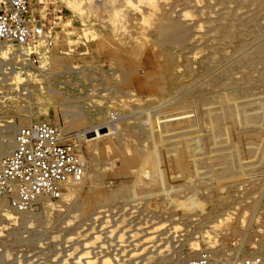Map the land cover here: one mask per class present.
<instances>
[{"label": "rangeland", "instance_id": "rangeland-1", "mask_svg": "<svg viewBox=\"0 0 264 264\" xmlns=\"http://www.w3.org/2000/svg\"><path fill=\"white\" fill-rule=\"evenodd\" d=\"M29 5L36 50L0 42V165L47 121L84 175L24 209L0 198V264H264V0Z\"/></svg>", "mask_w": 264, "mask_h": 264}, {"label": "built area", "instance_id": "built-area-1", "mask_svg": "<svg viewBox=\"0 0 264 264\" xmlns=\"http://www.w3.org/2000/svg\"><path fill=\"white\" fill-rule=\"evenodd\" d=\"M29 0H2L0 42L16 50L35 49L41 28L30 25ZM84 160L60 128L47 121L21 126L15 146L0 165V198L24 209L37 197L60 196L65 184L83 174ZM211 261V260H210ZM208 258L191 264H210Z\"/></svg>", "mask_w": 264, "mask_h": 264}, {"label": "bare ground", "instance_id": "bare-ground-1", "mask_svg": "<svg viewBox=\"0 0 264 264\" xmlns=\"http://www.w3.org/2000/svg\"><path fill=\"white\" fill-rule=\"evenodd\" d=\"M140 1V0H139ZM164 1H166V0H164ZM257 1V0H256ZM157 2V1H156ZM249 2H250V0H249ZM245 3H247V2H245ZM140 4V3H139ZM222 5V4H221ZM133 6V5H132ZM234 6V5H233ZM155 7V6H154ZM223 7H225V6H223ZM153 8V7H152ZM157 8H159V7H157ZM226 8V7H225ZM232 8V7H231ZM156 9V8H155ZM154 9V10H155ZM233 9V8H232ZM244 9V8H243ZM157 10V12H158V9H156ZM221 10V9H220ZM219 10V11H220ZM234 10V9H233ZM224 12V11H223ZM225 12H227V11H225ZM150 13V12H149ZM232 15H233V12H232ZM231 15V16H232ZM150 17V16H149ZM226 17H228V15L226 16ZM230 17V16H229ZM148 18V17H147ZM231 19V18H230ZM150 21V20H149ZM166 21H167V19H166ZM150 23V22H149ZM158 27H157V30L159 31V33L164 37L163 39L164 40H166V39H171V38H173V37H176V33H175V30L173 29L174 27L172 26V25H170V24H165V23H162V22H160L158 25H157ZM232 28V27H231ZM233 29V28H232ZM218 30H219V28H218ZM221 31V30H220ZM221 33V32H220ZM254 33V32H253ZM199 35V34H198ZM235 35H236V33H235ZM253 35V34H252ZM200 36V35H199ZM45 37V36H44ZM142 37V36H141ZM149 37V36H148ZM147 38V37H146ZM148 39V38H147ZM222 39H224V38H222ZM149 40V39H148ZM142 41V40H141ZM159 41V40H158ZM163 41V40H162ZM218 41H221V40H218ZM44 42V41H43ZM119 42V41H118ZM146 42V41H145ZM149 42V41H148ZM176 44V43H175ZM178 44V43H177ZM223 45V44H222ZM179 46V45H178ZM181 46V45H180ZM227 46V45H226ZM239 46V45H238ZM129 47H132L131 45L129 46ZM142 47V46H141ZM150 46L149 45H147V48H149ZM140 48V47H139ZM144 48V47H143ZM147 48H145V49H147ZM156 48V47H155ZM214 48V47H213ZM238 47H236V49H237ZM142 49V48H141ZM144 49V50H145ZM208 49V48H207ZM143 50V49H142ZM11 51V50H10ZM135 51H137V50H135ZM131 52H132V49H131ZM155 52V51H154ZM153 52V53H154ZM200 52V51H199ZM137 53V52H136ZM142 54V53H141ZM140 54V55H141ZM145 54V53H144ZM147 55V54H146ZM153 55V54H152ZM154 56V55H153ZM140 57V56H139ZM139 59V58H138ZM179 59V58H178ZM134 60V59H133ZM145 60V59H144ZM180 60V59H179ZM194 60V59H193ZM133 62V61H132ZM134 63V62H133ZM138 63V62H137ZM253 65V64H252ZM254 65H255V62H254ZM133 66H135V65H133ZM188 68V67H187ZM151 69V68H150ZM155 69V68H154ZM162 69H163V74H164V77H165V79H166V84L165 85H163L161 88H160V90L161 91H163L164 93L167 91L168 92V94H171L172 93V91H170V89H172V88H174V86H175V81H174V75H173V77H171V75H170V72H171V70H175V66H174V63H173V60H172V58L170 59L169 58V62H167V63H163L162 64ZM248 69V68H247ZM156 70V69H155ZM148 71H150V70H148ZM199 72V71H198ZM149 73V72H148ZM161 73V72H160ZM150 74H153V73H150ZM167 74H168V77H166L167 76ZM153 78V77H152ZM158 78V77H157ZM149 79V78H148ZM189 79V78H188ZM193 80H195L194 78H192ZM169 80H170V82H169ZM143 82V81H142ZM191 82H192V80H191ZM239 82V81H238ZM158 83V82H157ZM185 83V82H184ZM261 83V82H260ZM149 85V84H148ZM153 85V84H152ZM162 85V84H161ZM142 86V85H141ZM160 86V85H159ZM143 87V86H142ZM155 87V86H154ZM156 88V87H155ZM149 89H153V88H149ZM176 90H177V87H176ZM169 91L171 92V93H169ZM159 93V92H158ZM167 94V93H166ZM165 95V94H164ZM204 95V94H203ZM255 95V94H254ZM170 96V95H169ZM163 100V99H162ZM172 100V99H171ZM256 103V102H255ZM49 104V103H48ZM192 107V106H191ZM230 107V106H229ZM227 108H228V106H227ZM186 109V108H185ZM184 109V110H185ZM229 109V108H228ZM175 110H178V108L177 109H175ZM194 110V109H193ZM174 111V110H173ZM70 112V111H69ZM179 112V111H178ZM195 112V111H194ZM194 114V113H193ZM190 116H193V115H191V114H189ZM195 115V114H194ZM182 116V115H181ZM195 117V116H194ZM171 118H173V117H171ZM176 118H178V117H176ZM169 119V118H168ZM192 119V118H191ZM195 119V118H194ZM174 120V119H173ZM190 120V119H189ZM259 120V119H258ZM197 121V120H196ZM215 121V120H214ZM170 122V121H169ZM181 122V121H180ZM185 122V121H184ZM191 122V121H190ZM34 123V122H33ZM36 123V122H35ZM188 123V122H187ZM30 124V123H29ZM173 124V123H172ZM212 126V125H211ZM189 128V127H188ZM198 130V129H197ZM253 130V129H252ZM199 132V131H198ZM197 132V133H198ZM201 132V131H200ZM241 132H243V131H241ZM234 133V132H233ZM161 134V133H160ZM195 134V133H194ZM8 135H11V133H10V131H8ZM83 135V134H82ZM228 135V134H227ZM225 136V135H224ZM216 137V136H215ZM217 138V137H216ZM218 138H220L219 136H218ZM84 139V138H83ZM83 139H82V141H83ZM184 139V138H183ZM230 139V138H229ZM228 139V140H229ZM257 140V139H256ZM190 141V140H189ZM214 141V140H213ZM80 143H82V142H80ZM195 143V142H194ZM191 144V143H190ZM14 145H15V140H14V144H9V143H7L6 145H5V147H4V153L6 152V156L10 153V149L12 148V147H14ZM184 145V144H183ZM182 145V146H183ZM189 145V144H188ZM178 148V147H177ZM198 150H200V149H198ZM235 150V149H234ZM187 152V151H186ZM221 152H222V150H221ZM173 154V153H172ZM187 154V153H186ZM199 155V154H198ZM238 156V155H237ZM263 156V155H262ZM181 157V156H180ZM185 157V156H184ZM189 157H190V155H189ZM82 158H83V154H82ZM155 158H156V156H155ZM1 159V158H0ZM85 159V158H84ZM157 159H160L159 157L157 158ZM183 159V158H182ZM192 159V158H191ZM193 159H194V156H193ZM232 159V158H231ZM255 159V158H254ZM158 162V161H157ZM188 162V161H187ZM165 163V162H164ZM94 164V163H93ZM158 165H159V163H157ZM163 164V163H162ZM173 164V163H172ZM181 165V164H180ZM87 166V165H86ZM176 166H178V165H176ZM86 168V167H85ZM90 168V167H89ZM163 168V167H162ZM162 168H160V169H162ZM167 168V167H166ZM89 170V169H88ZM158 170H159V168H158ZM181 171V170H180ZM93 172V171H92ZM96 172V171H95ZM172 172V171H171ZM84 173V172H83ZM82 175H84V174H82ZM171 175V174H170ZM181 175V174H180ZM168 177V176H167ZM170 177V176H169ZM79 179V178H78ZM87 179V178H86ZM162 178H160V180H161ZM170 179V178H169ZM169 179H168V181H169ZM163 180V179H162ZM178 180V179H177ZM111 181V180H110ZM70 182H74V183H77V182H79V181H76V179L75 180H71V181H68L66 184L68 185V184H70ZM177 182H179V181H177ZM137 183V182H136ZM164 183V182H163ZM65 184V185H66ZM161 185H162V183H161ZM68 187V186H67ZM66 188V187H65ZM136 192V191H135ZM66 196V195H65ZM64 196V197H65ZM68 196V195H67ZM68 198V197H67ZM175 228V227H174ZM155 229V228H154ZM176 229V228H175ZM169 231V230H168ZM179 235V234H178ZM178 238V237H177ZM163 248V247H162ZM86 253V252H85ZM86 255V254H85ZM87 258V257H86ZM103 262H105V261H103ZM88 263H89V261H88Z\"/></svg>", "mask_w": 264, "mask_h": 264}]
</instances>
